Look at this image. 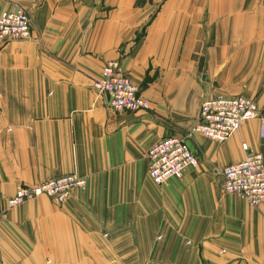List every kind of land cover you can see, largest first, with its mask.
Masks as SVG:
<instances>
[{"label": "crops", "instance_id": "crops-1", "mask_svg": "<svg viewBox=\"0 0 264 264\" xmlns=\"http://www.w3.org/2000/svg\"><path fill=\"white\" fill-rule=\"evenodd\" d=\"M32 38L0 45V200L77 173L0 218V264H264V203L224 190L222 169L264 155L259 118L225 142L188 139L199 164L155 185L148 152L187 135L201 103L244 95L264 113V0H2ZM120 60L151 108L116 111L93 88Z\"/></svg>", "mask_w": 264, "mask_h": 264}, {"label": "built area", "instance_id": "built-area-1", "mask_svg": "<svg viewBox=\"0 0 264 264\" xmlns=\"http://www.w3.org/2000/svg\"><path fill=\"white\" fill-rule=\"evenodd\" d=\"M33 21L29 12L19 3L3 8L0 0V45L32 38ZM100 95L108 98L116 111L139 112L151 108L141 88L133 83L120 60H110L93 83ZM259 118L264 137V113L257 102L244 95H217L201 103L199 120L187 135H171L155 143L148 152L149 175L155 185H164L172 179H182L187 171L199 164L188 139L200 133L218 143L227 141L244 121ZM244 159L222 169L224 190L244 197L251 206L264 203V155L243 143ZM87 180L77 173L53 177L36 186L20 185L5 204L0 200V218L9 208L37 199L51 198L56 204L65 203L76 189H85Z\"/></svg>", "mask_w": 264, "mask_h": 264}, {"label": "rangeland", "instance_id": "rangeland-1", "mask_svg": "<svg viewBox=\"0 0 264 264\" xmlns=\"http://www.w3.org/2000/svg\"><path fill=\"white\" fill-rule=\"evenodd\" d=\"M18 207V206H17ZM15 208V207H14ZM9 209H11V208H9ZM8 210V209H7Z\"/></svg>", "mask_w": 264, "mask_h": 264}]
</instances>
